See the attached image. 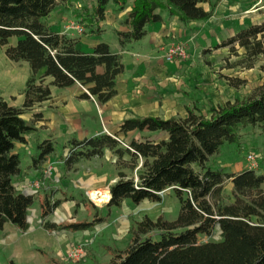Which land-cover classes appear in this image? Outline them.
<instances>
[{
    "label": "trees",
    "instance_id": "16d2710c",
    "mask_svg": "<svg viewBox=\"0 0 264 264\" xmlns=\"http://www.w3.org/2000/svg\"><path fill=\"white\" fill-rule=\"evenodd\" d=\"M206 1L92 0V13L77 15V21L83 25V33L98 35L97 23L104 20L109 2L117 10L128 6L126 29L116 31L119 45L124 47L144 37L147 24L161 21L164 12L182 23L206 20L209 13L201 6ZM58 4L63 1L0 0V45L9 60L26 61L31 70L21 107L10 105L0 96V233L6 223L25 230L35 199L34 193H23L14 185V177L21 171L15 143L24 142L25 136L35 130L23 113L50 97V85L64 88L78 83L87 90L83 97L104 103L115 95V78L123 69L119 56L106 42L98 41L90 52H83L77 48V38L53 30L44 17ZM11 37H16V42L9 45ZM216 47H227L235 53L241 48L234 65L249 69L258 63L264 70V20L246 25ZM45 77H51V82L44 83ZM208 113L206 116L193 108L178 118H125L117 133L147 129L165 134L159 140L122 139L128 147L120 144L116 134L113 137L108 133L69 140L63 156L66 171L81 159L101 156L105 149L116 156L117 179L109 187L106 206H121L125 200L133 204L160 202L167 189L178 200L174 220L162 215L155 220L145 217L136 228H129L131 240L123 251H117L111 264H264V172L248 168L225 171L207 164L224 143H236L242 129H264V84L242 100L211 106ZM37 150L31 158L34 167L54 151V143L46 139ZM227 181L231 183L229 203L223 200ZM60 200L46 195L41 203L42 217ZM91 224L44 225L47 229L79 230ZM216 228L221 239L204 241L203 237L211 236ZM6 264L16 262L8 260Z\"/></svg>",
    "mask_w": 264,
    "mask_h": 264
},
{
    "label": "crops",
    "instance_id": "0c3cea01",
    "mask_svg": "<svg viewBox=\"0 0 264 264\" xmlns=\"http://www.w3.org/2000/svg\"><path fill=\"white\" fill-rule=\"evenodd\" d=\"M61 5L63 7V4ZM201 6L209 13L206 20L182 23L176 16L164 12L161 21L147 24L144 37L124 47L119 45L116 31L126 29L124 18L128 6L116 12L115 6L112 11L106 10L104 20L97 23L100 27L99 36L95 33L66 32L64 25L68 20L67 9H64L65 13L60 16L61 11L56 13L54 10L48 15L50 20L47 22L51 28L54 26L56 32L77 38V48L83 52H90L98 41L106 42L110 51L119 56L123 69L115 78V95L104 103L91 96L83 97L82 94L87 92L78 83L64 88L50 85V97L23 113L24 119L32 122L35 130L25 136L24 142L15 143V152L20 154L27 151L32 158L37 154V145L46 139L52 140L53 143L56 140L63 142V151L57 154L54 150L38 167L27 164L14 177L15 187L23 193H31L28 184L37 179L40 180L41 186L34 192L35 199L28 212L27 228L19 230L11 223L4 225L0 233V255L5 253V257L2 256L0 264L8 260H14L16 264H68L66 252L71 245L78 243L85 247L86 255L83 258L85 260L93 254L96 238L102 239L101 251H112L116 243L115 231L107 230L108 223L105 225L100 217L94 218V226L89 229L45 227V222L54 223L56 226L83 222L79 219L89 214L86 210L87 204H91L96 211L102 210L109 199V187L117 179L116 174L109 175L108 178L100 169L86 170L84 175H79V171L76 170L73 176H70L71 171L64 168L63 156L69 140L74 136L82 139L99 133H108L116 134L118 138L126 141L129 137L153 140L165 137L163 132L147 129L132 130L126 134L117 133L119 125L125 118L134 116L178 118L183 117L188 109L209 108L212 100L210 97L214 95L212 93L214 88L211 85L215 81L209 79L211 74L206 75L207 72L194 63L202 61L208 55L211 56L212 52L219 49V47L215 49L213 43L219 44L244 25L264 20V10L257 5L256 0H207L201 3ZM104 24L111 30L109 40L104 38L107 32L102 28ZM174 41L185 44L188 51L187 60L165 61L164 50ZM223 48L221 47L222 50ZM30 73L26 61H11L2 53L0 80L4 87L0 91V96L10 105L21 107L22 91ZM210 80L213 81L211 84ZM49 82L51 77H45L44 83ZM90 111L98 113L100 129H92L88 123L87 126L83 123L81 116ZM32 148L35 150L32 151ZM104 154L115 161L109 149L104 150L102 155ZM49 164L52 165V170L49 174H44L43 170ZM69 178L72 179L71 182L80 193L81 199L70 197L68 190L61 191L59 184ZM226 185L231 188L230 181H227L224 187ZM60 191L64 198L48 215L42 217L43 198L46 195L56 198V192ZM92 193L95 195L106 193L107 196L99 201L98 196L91 199L89 195ZM98 220L101 221L96 224ZM118 232L125 239L126 235H129V228L124 229L123 233L119 230Z\"/></svg>",
    "mask_w": 264,
    "mask_h": 264
},
{
    "label": "rangeland",
    "instance_id": "374dc122",
    "mask_svg": "<svg viewBox=\"0 0 264 264\" xmlns=\"http://www.w3.org/2000/svg\"><path fill=\"white\" fill-rule=\"evenodd\" d=\"M63 1V7L61 4H58L54 8V12L63 15L64 9L69 11L68 19L77 20V15L84 14L85 16L89 15V12L92 13V0H59V2ZM256 3L260 8L264 10V1L263 0H256ZM113 2H109L107 4L106 10L112 11L114 7ZM117 7L115 6L114 11L116 12ZM94 13V12H93ZM83 15V16H84ZM82 16V15H81ZM84 16V17H85ZM44 20L47 22L50 20V17H44ZM103 21V20H102ZM48 23V22H47ZM59 27H61V23L59 21ZM244 25L243 27H245ZM56 27V26H55ZM241 27V28H243ZM107 30L106 35L104 36L105 39L109 40L111 36V30L108 29V26L104 24L102 27ZM110 28V27H109ZM52 29L54 26H52ZM101 35V34H100ZM99 36V35H97ZM16 42V37L9 38V45H12ZM214 47L217 45L214 44ZM218 47H215V49ZM223 48V47H222ZM237 48V47H236ZM237 53L229 51L227 47L215 50L212 52L211 56L208 55L207 57L203 58L202 61H198L194 64H197L201 69L205 70L207 74H211L209 79H213L215 81L212 83V87L214 88L212 93L214 94L211 100V106L216 107L218 105H224L226 102H234L236 100H242L246 98L253 90H256L258 87L264 84V70L259 68V64L252 68H243L241 65H234V62L237 60L236 54H241L242 49L237 48ZM188 52V51H187ZM5 55V47L0 45V56L1 54ZM6 56V55H5ZM188 59L182 60L185 61ZM199 68V69H200ZM209 83L211 84V82ZM4 87L3 82L0 80V91ZM209 108H202L201 110H197V112L205 113L203 115H208ZM98 113L95 111H90L89 113L83 114L81 117L83 119V123H88V126L92 129L99 128L100 124L97 119ZM161 132V131H155ZM73 137V136H72ZM75 138V136L73 137ZM131 139L130 137L127 138V141ZM63 142L56 140L54 143V150L55 153H62L63 151ZM35 148H32L34 151ZM108 150V149H105ZM247 152H253L257 156V164L258 167L255 169L257 173L264 172V129L260 127H248L242 129L240 131L239 139L236 143H224L218 153H215L209 157L208 165L213 168H222L225 171H238L242 168H246V161H245V154ZM20 168L23 169L27 164H32V159L28 155L27 151L20 152ZM112 156H116L112 153ZM242 167V168H241ZM96 169H100L104 171L106 175L116 174L117 175V168L115 165V161L111 160L104 154L102 156H97L95 158H85L81 159L74 165V168L70 170V176H73V173L78 170L79 175H84L85 171H93ZM125 172L130 174L129 170L124 169ZM135 177V173H131ZM72 179H68L63 183L59 184L61 191H66L70 193V197L73 196L75 199H81L80 193L76 190L71 182ZM264 188V184L262 185ZM60 192H56L55 197L59 199H63L64 196ZM91 198H98L99 201H102L106 195H95L94 193L90 194ZM162 200L160 202H152L149 200H143L139 204H133L129 200H125L124 204L121 206H106L102 210H97L92 207L91 204L86 205V210L89 214L86 217L80 218L79 221L85 220V222L92 223L89 227L94 226V218L100 217L99 219L104 220L105 225L107 226V230H114L116 235V243L112 247V251H101V243L102 239L96 238L94 245H93V254L86 258L85 260L80 259L78 261H71L68 260V264H111L110 260L113 256L117 253V251H123L128 243L131 240L132 233L129 232V235L122 236L120 232L124 229L128 228H136L137 222L141 219L147 217L151 220H155L157 216L162 215L166 220L172 221L174 220L179 211V203L176 197L172 194L170 189L162 192L161 194ZM224 202L229 203L232 201V195L230 193L229 187L226 185L224 187V195H223ZM84 215V214H83ZM119 220V221H118ZM124 220V221H123ZM101 220L96 221L95 223H99ZM95 224V225H96ZM118 232V233H117ZM123 233V232H122ZM85 234V233H84ZM127 234V232H126ZM121 235V236H120ZM120 236V238H119ZM119 238V239H118ZM221 239L220 232L218 228L215 229L213 234L209 237H203L204 241H219ZM5 257V253L0 255V260ZM7 263V262H6ZM4 263V264H6Z\"/></svg>",
    "mask_w": 264,
    "mask_h": 264
},
{
    "label": "built area",
    "instance_id": "2783aa9c",
    "mask_svg": "<svg viewBox=\"0 0 264 264\" xmlns=\"http://www.w3.org/2000/svg\"><path fill=\"white\" fill-rule=\"evenodd\" d=\"M264 1V0H263ZM64 30L67 31H74L77 34H82L84 32L83 25L78 22L77 20L68 19L64 25ZM188 56V52L186 49V46L183 42L180 41H174L170 43L166 49L164 50L163 57L165 61L173 62V61H182L186 59ZM86 92L87 90L81 86ZM111 135V134H110ZM114 137V135H111ZM116 138V137H115ZM118 139V138H117ZM120 144L124 147H128L127 143L118 139ZM245 161H246V168L255 170L258 167L257 164V156L253 152H247L245 154ZM52 170V165H47L43 173L49 174ZM28 189L31 191V193L37 192L38 189L41 186V182L39 179L31 182L28 184ZM92 199V198H91ZM86 255V250L83 244H75L71 245L67 252H66V259L71 261H78Z\"/></svg>",
    "mask_w": 264,
    "mask_h": 264
}]
</instances>
